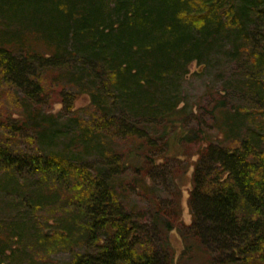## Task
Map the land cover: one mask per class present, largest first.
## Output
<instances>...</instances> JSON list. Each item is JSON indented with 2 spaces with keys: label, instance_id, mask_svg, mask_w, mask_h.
I'll return each instance as SVG.
<instances>
[{
  "label": "trees",
  "instance_id": "obj_1",
  "mask_svg": "<svg viewBox=\"0 0 264 264\" xmlns=\"http://www.w3.org/2000/svg\"><path fill=\"white\" fill-rule=\"evenodd\" d=\"M221 59L232 67L211 126L188 125L180 83L193 63ZM7 94L0 264H41L58 250L71 258L52 264H264V0H0ZM50 94L61 111L45 112ZM80 96L94 115H80ZM18 137L67 149L26 154ZM191 146V224L180 191L166 205L152 194L142 223L127 209L137 185L126 172L145 178L157 157ZM74 149L96 155L95 168L66 155Z\"/></svg>",
  "mask_w": 264,
  "mask_h": 264
},
{
  "label": "rangeland",
  "instance_id": "obj_2",
  "mask_svg": "<svg viewBox=\"0 0 264 264\" xmlns=\"http://www.w3.org/2000/svg\"><path fill=\"white\" fill-rule=\"evenodd\" d=\"M231 67V64L226 59L214 61L208 66H201L197 63H193L190 66V71L181 81L178 91L179 97L182 100L180 108H184L183 116H186L188 125L202 122L204 125L209 124L211 126V117L208 111L213 105L212 100L216 98L215 94L223 89L224 81L228 80ZM78 98L79 99H77L75 103V108L80 115L85 117L94 115L95 110L90 107L88 97L80 96ZM57 100L59 99L53 97V95H51V98L46 99L44 104L46 113H56L63 109L64 106L57 103ZM228 105L230 106V104ZM13 106L8 94L0 99V113L2 115L10 111L13 112ZM62 115L65 116L67 113H63ZM15 143L20 151L31 155L36 153L48 154L67 149L65 148L64 142L60 140L49 142L46 139L41 142L38 138L32 141L27 138L18 137ZM126 143L127 142L121 140V138H116L113 144L118 150L124 152L129 148V144L127 143L128 145H126ZM195 148L196 147L191 146L185 156H180L179 158L171 156L174 153H172V151H170L165 158L158 159L157 157V166L153 167L145 178L132 171L126 172V180L130 181L132 184V180L135 179L136 183L134 184L137 185V188L131 190L129 194L127 209L130 212L136 211L133 215H140L142 217V223L145 222L148 226H151L152 194L156 196L161 203L166 205L173 201V199H175V193H179L180 191L182 194V221L186 225L191 224L192 215L188 197L191 189V176L193 171L191 163L196 159V156L193 155ZM157 151L163 153L165 149L156 150L155 153H157ZM66 155L69 157L71 156L75 161L90 168H95L94 166L99 162L96 155L91 153H79L75 149L67 152ZM154 155L157 156L158 154ZM145 185L150 189L152 188V190L146 189L144 187ZM170 241L177 254H180L183 249V241L178 230H174L170 233ZM70 258L71 253L69 251L58 250L57 253L42 257L41 264H52L55 261L67 262Z\"/></svg>",
  "mask_w": 264,
  "mask_h": 264
}]
</instances>
